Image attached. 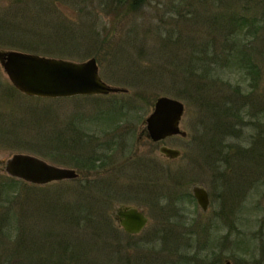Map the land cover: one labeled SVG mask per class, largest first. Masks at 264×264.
<instances>
[{
	"label": "rangeland",
	"instance_id": "obj_1",
	"mask_svg": "<svg viewBox=\"0 0 264 264\" xmlns=\"http://www.w3.org/2000/svg\"><path fill=\"white\" fill-rule=\"evenodd\" d=\"M130 1L0 0V49L78 62L94 57L106 83L128 89L60 99L28 97L0 66V229L9 231L2 243H20L23 260L43 243L83 247V264H234L240 255L264 257V186L254 185L248 199L238 202L232 184L238 183L239 166L255 163L254 158L247 163L242 155L236 158L234 149L244 143L237 136L252 135L253 140L264 132V0H141L139 7ZM233 17L237 23L231 27ZM238 17L249 23L241 28ZM227 49L233 57H251L258 78L239 65L222 67L219 58ZM194 62L208 76L203 84L211 82L204 94H192L193 86L184 81L183 70ZM234 87L240 94L232 93ZM249 93L251 100L246 98L237 111L238 128L211 129L210 107L219 113L237 107L235 101ZM160 96L184 106L179 127L188 137L166 140L181 150L176 159L161 155L159 143L143 135L145 118ZM112 103L121 106L116 115ZM213 136L217 149L207 148ZM14 153L74 168L78 177L25 183L3 170ZM254 153L259 155L256 165L263 166L264 146ZM93 154L102 158L101 167L92 162ZM150 159L160 165L155 176L141 166ZM102 181L105 185L96 183ZM193 183L209 193L205 212L190 195ZM124 205L147 215L140 233L127 235L114 218ZM98 226L112 228L110 236L105 232L95 239ZM45 231L48 239L36 237ZM105 238L109 242L104 245Z\"/></svg>",
	"mask_w": 264,
	"mask_h": 264
},
{
	"label": "water",
	"instance_id": "obj_2",
	"mask_svg": "<svg viewBox=\"0 0 264 264\" xmlns=\"http://www.w3.org/2000/svg\"><path fill=\"white\" fill-rule=\"evenodd\" d=\"M0 66L13 87L30 97L57 99L128 92L127 88L110 85L101 78L94 57L78 62L0 49ZM183 111V103L177 99L167 96L156 98L151 113L145 118L147 137L157 141L176 134L185 136L186 131L179 127ZM159 152L168 158H177L181 154L179 149L164 145L159 147ZM3 170L10 177L32 184L78 177L74 168L54 165L28 153L12 154L3 162ZM191 193L205 212L210 203L207 190L194 183ZM115 218L129 234L139 233L148 221L147 216L132 205L118 207ZM224 264H230L229 260Z\"/></svg>",
	"mask_w": 264,
	"mask_h": 264
},
{
	"label": "flooded vegetation",
	"instance_id": "obj_3",
	"mask_svg": "<svg viewBox=\"0 0 264 264\" xmlns=\"http://www.w3.org/2000/svg\"><path fill=\"white\" fill-rule=\"evenodd\" d=\"M92 23H93V21H92ZM237 92L238 93H236V94H240V91H237ZM242 98L244 99L243 101H241L240 99L235 101L236 104H237V108H239V109L241 108V105H245L246 104V101H245L246 98L247 99L249 98L248 99L249 101L251 100V93H249L248 96H243ZM239 120H240V118H239ZM238 122L239 121H237V123L235 125V128H238ZM263 130H264V128H263ZM146 133L147 132H146V128H145V133L143 135H146ZM193 135L194 134H192V136ZM174 136H178V137H181V138H187L188 134L186 132L185 136H181L179 134H176V135L167 136V137H165V138H163L161 140H157V141H153L152 139H150V140L152 142H154V143H159V147L161 145L172 147V146H169L167 144L166 140H168L170 137H174ZM243 136H244L243 139H240V137L242 138V135L239 134L237 136L238 137V141L244 142V143H239V146L236 147V149H234V152H236V158H240L239 156L242 155L244 157V159H242V161L244 160L246 163H247V159L248 158H249L248 159L249 161H251V159L254 158V162L255 163L251 164V165H248V164L244 163L243 165L238 167V169H239L238 172H240V173H238V176H237L238 183H235L236 185L233 184V186H236V188L238 187V191L235 188V192H236L235 199L238 202H240L243 198H246V197L248 199V196L250 195L248 192L250 191L251 188H253L254 185L259 184V185H263L264 186V165L263 166H260V165L257 166L256 165V162H257L256 159H257V157H259V155L257 154V156H256V154L254 153V151L257 152V150H258V148L256 149V145L257 144L258 145L259 144H263V146H264V132L263 133H258L253 140H251L252 135L247 136V134H246V135H243ZM109 143H112V142H109ZM159 147H158V151H159ZM172 148H175V147H172ZM180 152H181V150H180ZM180 156H181V154H180ZM166 158H168V157H166ZM170 159H176V158H170ZM141 166L143 168H145L147 171L150 170V172H153L154 176L156 175V171L160 170V165H159L158 162H156L155 159H150V160L147 161V164L141 165ZM236 168L237 167H234L235 170H236ZM242 168H244V169H242ZM243 182H249V184L242 189L240 187H241V184ZM241 194H243L244 196H242ZM190 195L193 198V200L196 202V199L194 198L192 193H190ZM208 195H209V193H208ZM233 197H234V195H233ZM135 207H137V206H135ZM140 211H142V210H140ZM114 218H115V215H114ZM2 225L4 226V223H2ZM13 231L14 230H10V233H12ZM6 232H9V231L5 230V229L4 230L0 229V264H83L84 263V262H81L80 260L65 261L63 259V251H62L63 249L59 245L47 246L44 243L41 245V247L38 246V248H40V249L30 250L29 252H27L25 257H28L30 259L23 260V254L19 253L20 250L18 251L20 243H17L15 247L14 246L9 247V246H6L5 243H2V242L5 241L4 233H6ZM125 233L129 234L127 232H125ZM20 235H18V236H20ZM129 235H135V234H129ZM33 236H35V235H33ZM39 236H42V237L46 236L45 239H48V237H50V236L47 235L46 231L42 232L40 234H37L36 237H39ZM33 240L34 239H31L30 242H32ZM21 242H22V240H21ZM28 253H34V254L30 256V255H28Z\"/></svg>",
	"mask_w": 264,
	"mask_h": 264
},
{
	"label": "trees",
	"instance_id": "obj_4",
	"mask_svg": "<svg viewBox=\"0 0 264 264\" xmlns=\"http://www.w3.org/2000/svg\"><path fill=\"white\" fill-rule=\"evenodd\" d=\"M261 1V0H260ZM233 2V1H232ZM137 3H138V5H137ZM141 3V0H134L133 2H131L130 1V3H128L129 5H131V7H139V4ZM196 18H198L199 17V15H197V16H195ZM200 18V17H199ZM230 20H231V18H230ZM229 20V21H230ZM238 20H239V22L242 24V26H241V28L246 24V22H248V20L246 19V18H244V17H238ZM253 20V19H252ZM237 23V17H233V20H231V23H230V25H232L231 27H233V25L234 24H236ZM249 23V22H248ZM230 50V52H228ZM231 51H232V49H227L224 53H223V55L219 58V60L221 61V66L223 67H231V68H233V67H237L238 65L239 66H241L240 68L241 69H245L246 70V74H250V75H253L252 77H253V79H257L258 77H257V75H258V71H257V67H255L254 65H253V60L251 59V57H248V58H246V57H244L243 55L242 56H240V55H238L237 57L235 56V57H233L234 55H232L231 54ZM242 52V51H241ZM237 54V53H236ZM234 58V59H233ZM198 59V58H197ZM231 59H233L232 60V63H231ZM212 63V62H211ZM231 64V65H230ZM196 64H195V62L194 63H190L187 67H186V69L185 70H183V72H184V74L186 75L185 76V78H184V81H185V83H187L186 84V86H193V88H194V90H193V92H192V94H194V93H202L203 92V94L205 93L204 91H205V88H207L208 87V85H210L211 84V82H205L204 84H203V82H202V80L203 79H205V77L207 76V74H205V69L204 68H202V72H200L199 70H200V68L199 67H197V66H195ZM208 70H211V68H208ZM182 72V73H183ZM255 73H257L256 75H255ZM208 77V76H207ZM183 81V82H184ZM191 84V85H190ZM251 85H253V84H251ZM204 86H207V87H204ZM237 91H239V89L237 88V87H234V89H233V92L232 93H238ZM199 96H201V94H199ZM207 95H205L204 97H202L203 99L206 97ZM201 99V98H200ZM233 101L234 100H232L231 101V104H233ZM217 102V101H216ZM112 104H114V103H112ZM234 105V104H233ZM233 105L232 106H226V109H224V110H222V111H220V113H219V108H218V110H217V108H215V107H210L209 108V114L210 115H213V117L215 118V120H214V122H213V124L211 125V129H214L216 132L218 131V128H221L222 126H226V127H228V128H232V126L235 128V125H236V123H237V121H239V119H238V114H237V111L238 110H240L239 108H237V107H233ZM121 108V106H119V105H117V104H114V110H113V113H112V115H116L117 113H119L118 112V110ZM221 109H223V108H221ZM212 111V113H211V111ZM112 112V111H111ZM109 114H110V112H109ZM121 114H123L124 115V113H121ZM223 114H225L226 116V120L222 117V115ZM112 115H111V117L110 118H112ZM126 115V114H125ZM233 119V120H231V118ZM108 119V118H107ZM229 120V121H228ZM220 126V127H219ZM213 130V131H214ZM81 134V136H83V137H86V135H83V133L81 132L80 133ZM228 134H230V129H229V131H228ZM194 137H195V140L196 141H198V138H197V136H195V135H193ZM115 137V136H114ZM113 141L114 142V139H109V141ZM80 141V140H79ZM82 141V140H81ZM199 142V141H198ZM206 143H207V148H213V149H217V146H218V142H217V140H216V137H212L210 140H209V138H207V141H206ZM261 145L263 146V144H260V147H261ZM260 147L258 148V149H260ZM94 155V154H93ZM207 155V154H206ZM207 157H208V155H207ZM227 156H224V159H223V161L225 162V163H228L227 162ZM217 161H221L222 162V159L220 158L219 160H217ZM92 162H98L99 164H101L100 165V167L104 164V162H103V160H102V158L99 156V155H94V157L92 158ZM98 185L100 184V185H105V182L104 181H102V182H96ZM232 184H234V183H232ZM86 187V186H85ZM77 190H78V188H77ZM152 195H154V194H152ZM152 197V196H151ZM233 199V198H232ZM153 200V199H152ZM154 200H156V199H154ZM222 205H224V203H222ZM222 211V210H221ZM96 214H98V213H96ZM89 215H91V214H89ZM87 217V216H86ZM87 221L88 222H90L91 224H93L92 223V221H91V219L90 218H88L87 217ZM96 222H99L97 219L95 220ZM106 224H108L109 222H108V220H107V222H105ZM94 230H95V234H94V236H95V239L96 238H98V237H100V238H102V235L106 232V236L107 237H109L110 235V233H111V230H112V228H109L108 230H110V232L106 229V231H105V229L104 228H102V227H100V226H98V227H96V228H94ZM109 232V233H108ZM127 235H129V234H127ZM106 237V238H107ZM105 238V239H106ZM168 241H171L169 238H168ZM109 241L106 239V240H104L103 241V244L105 245L106 243H108ZM172 242H175V241H172ZM239 243H240V240H239ZM63 250V259L65 260V261H71V260H82V257H83V254L86 252V250H85V248H83V247H72L70 244H58ZM104 245H101V246H104ZM80 246V245H79ZM88 251V250H87ZM245 255H246V253H245ZM262 255H264L263 253H262ZM261 255V256H262ZM149 258H152L150 255L148 256ZM149 258H147V257H145L144 258V260H147V259H149ZM158 258V257H157ZM255 258V257H254ZM264 257H260L259 259L258 258H255V259H249V258H245L244 256H242V255H240V258L239 259H237V258H233V260H234V264H264V259H263ZM203 259V258H202ZM221 260V259H220ZM203 262V261H202ZM202 264H204V263H202Z\"/></svg>",
	"mask_w": 264,
	"mask_h": 264
}]
</instances>
